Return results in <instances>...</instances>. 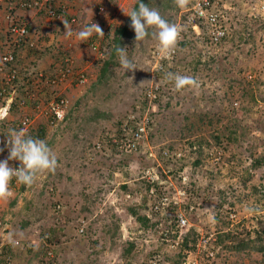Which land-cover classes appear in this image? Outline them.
<instances>
[{
    "label": "rangeland",
    "instance_id": "374dc122",
    "mask_svg": "<svg viewBox=\"0 0 264 264\" xmlns=\"http://www.w3.org/2000/svg\"><path fill=\"white\" fill-rule=\"evenodd\" d=\"M136 1L104 0L95 21L106 34L102 44L112 37L104 59L77 37L89 24L85 12L71 10V36L62 21L47 24L35 14L41 23H29L30 32L37 29L36 44L19 57L23 75L31 69L48 74L70 55L87 81L54 87L67 106L53 124L44 113L51 97L40 95L42 111L32 116L29 132H42L38 137L58 164L31 186L18 182L0 201L8 236L21 242L10 251L11 264H264V0H222L231 29L212 51L185 33L183 14L194 0L183 7L178 0H144L184 32L170 54L160 50L154 26L143 41H135L130 25L114 41ZM119 45L136 66L131 72L119 64ZM168 73L195 83L177 90ZM18 85L17 101L28 86ZM130 110L149 127L144 147L126 153L121 127ZM22 117L11 109L0 119V139ZM149 146L153 157L144 152ZM147 169L157 171L158 183ZM150 187L160 190L150 195ZM164 194L186 215L182 231L176 210L167 219L150 211ZM218 232L230 234L220 246L213 243ZM240 240L241 248L232 246Z\"/></svg>",
    "mask_w": 264,
    "mask_h": 264
},
{
    "label": "built area",
    "instance_id": "2783aa9c",
    "mask_svg": "<svg viewBox=\"0 0 264 264\" xmlns=\"http://www.w3.org/2000/svg\"><path fill=\"white\" fill-rule=\"evenodd\" d=\"M104 4V0H98L96 15H101L104 12ZM60 7L63 6L57 0H0V111H4V116L11 109L23 112V117L17 125V130L23 129L27 132L32 125V116L42 111L40 95L45 96L47 94L51 97L49 108L44 112L51 124L61 121L65 117L67 100L64 98L57 99L54 87L70 81L75 69L74 60L66 58L64 62H56L53 70L48 74L31 69L30 73L27 72V75H23V71L27 68L18 67V63H16L22 51L33 47L27 14L30 12L41 14L42 18L46 17L47 20L60 19L62 17L61 12H59ZM182 23L185 33H189L194 43L199 44L206 51L215 50L227 38L231 29V22H229L226 6L222 0H194L185 9ZM182 35H184V32L180 30L179 36L182 37ZM180 39H183V37ZM174 52L175 50H172V53ZM21 80L28 86L24 90L25 99L20 98L17 101L18 83ZM77 81L79 83L86 81V76L82 70L77 73ZM53 94L56 96L54 97ZM148 95L155 97L151 90ZM28 103L30 104L29 108L26 106ZM137 110H139L138 106ZM0 114L2 115L1 117H4L1 112ZM138 118L137 113L130 110L126 122L121 127L126 153L141 150L145 145L149 122L146 117L145 121ZM6 141L7 139L4 145ZM97 147L99 148L100 145L97 144ZM144 152L147 156H154L151 146ZM163 152L162 148L159 149L160 155ZM3 156L7 158V148L4 149ZM9 165L14 168L19 167V161L11 160ZM146 174H151L148 179L158 183L160 177L157 171L147 169ZM179 176L181 177V173ZM183 179L186 178L183 176ZM18 182L16 178H13L10 182L12 184L9 186L11 195L14 190L13 186H17ZM159 190V187H150L148 189L150 195L157 194ZM179 192L184 193L183 190H179ZM179 206L180 203L177 200H171L167 194H164L158 203L152 207L150 206V211L165 214L167 219L176 210L177 212H174L175 215L173 216L176 222L175 226L180 228L179 231H182L181 228L185 227L188 221L186 215L179 210ZM171 210L174 211L172 212ZM147 217H150V215ZM7 221V217L0 212V264H10V250L18 247L21 243L18 238L8 236L9 233L6 232L9 229ZM153 264L156 263L154 262ZM187 264L191 263L187 262Z\"/></svg>",
    "mask_w": 264,
    "mask_h": 264
},
{
    "label": "clouds",
    "instance_id": "9594fccd",
    "mask_svg": "<svg viewBox=\"0 0 264 264\" xmlns=\"http://www.w3.org/2000/svg\"><path fill=\"white\" fill-rule=\"evenodd\" d=\"M97 2L95 4L93 14L89 19H87L86 23L89 24L85 25L84 28L77 33V37L81 42H84L88 39V44L90 48L95 51L101 59H104L105 53L103 51L105 48L106 51L111 48L112 37H110L109 43L106 41L105 44H102L103 37L106 34L104 30H102L101 27L95 23V21L99 19L101 15H103L105 10L101 15H96L95 11L97 7ZM185 3L186 0H178V4L181 7H183ZM62 11H65L64 6L60 7L59 10V12H61L62 17L60 19L54 20L62 21L65 27L66 34L68 36H71L72 29L69 22L75 23V16L73 14L68 13L66 14L67 16L63 15ZM126 15L130 18V27L135 33V41H143L146 37L150 35L148 31L149 27L154 26L157 29V32H155L153 35H155L156 39L159 41L160 50L165 54H170L171 51L175 48L180 30L176 25L170 24L165 18H163L158 10H156L155 8H150L147 4L143 2V0H138V6L133 7L128 13H126ZM50 21L53 20H45L47 24H49ZM120 38L121 35L118 36L116 30L114 34V41L118 42ZM32 41L34 47L36 40L32 38ZM33 47L24 50V53L28 52V50H31ZM69 47H71V45H69L67 48ZM115 51L118 54L119 64L125 72H131L136 69L135 64L129 58L127 47H121L119 45L115 49ZM22 52L20 53V57H22L23 55ZM66 58H72L75 63L73 76L68 82L83 84L84 82L79 83L77 81V73L82 70L81 68H79V66L76 65L77 61L72 56L67 55L61 62H64ZM17 66L21 67L20 65ZM82 72L86 76L87 81V74L85 73V71ZM167 78L170 81L174 82L175 88L177 90H181L186 85L195 83V81L192 80L190 77L182 76L175 73H168ZM55 92L57 93L56 90ZM56 95L55 96L57 97V99H66L65 96H59L58 94ZM0 112L4 116V111L1 110ZM4 117H0V119H4ZM17 129L18 127L16 126L14 129L10 130V134L7 136V138L0 139V199H6L11 195L9 186L12 185L10 182L13 180V178H16L23 185L31 186L39 173L45 171L54 172L58 164L57 157L52 152L47 142L37 136V129L35 130L36 134H34V132L30 133L29 130L25 132L23 129ZM6 139L7 141L4 145ZM5 148L8 149L7 158L6 156H3V151ZM11 160L19 161V167H11L9 165V161Z\"/></svg>",
    "mask_w": 264,
    "mask_h": 264
},
{
    "label": "crops",
    "instance_id": "0c3cea01",
    "mask_svg": "<svg viewBox=\"0 0 264 264\" xmlns=\"http://www.w3.org/2000/svg\"><path fill=\"white\" fill-rule=\"evenodd\" d=\"M59 4H61L62 6H64L65 11L69 14L72 11H77L83 13L85 12L87 14V19H89L91 17V15L93 14L94 8H95V4L97 2V0H57ZM125 1V0H123ZM35 13H33L32 15L28 16V20L29 23H35V26H37L39 23H41L42 18L40 16H34ZM41 15V14H38ZM40 18V19H39ZM44 23V22H42ZM46 23V22H45ZM41 26V25H40ZM37 29L34 28L31 32V39L34 38V33H36ZM43 35V34H42ZM47 35L53 37V33H48ZM44 43L46 38H43ZM35 42V41H34ZM36 44V42H35ZM22 54L24 55V51L22 52ZM22 55V56H23Z\"/></svg>",
    "mask_w": 264,
    "mask_h": 264
},
{
    "label": "trees",
    "instance_id": "16d2710c",
    "mask_svg": "<svg viewBox=\"0 0 264 264\" xmlns=\"http://www.w3.org/2000/svg\"><path fill=\"white\" fill-rule=\"evenodd\" d=\"M143 2H144V0H143ZM138 6V0L135 2V4H134V7H137ZM130 25V18L128 17V19H127V26H123L122 28H119L118 30H117V35L118 36H120L121 34H123L125 31H126V29H127V27ZM38 136L39 137H43V134H42V132H39L38 133ZM257 164H259V162H257ZM139 219L142 221V222H146L147 221V218L145 217V216H142V217H139ZM230 238V234L229 233H222V232H218L217 234H216V239H214V241H213V243L215 244V245H217V246H220L221 244H225L226 242H225V239H229ZM243 240H240L239 242H237V243H235V244H233L232 246L233 247H235V248H241L242 246H243V242H242ZM187 243H188V241H187V239L185 238L184 240H183V242H182V244L186 247V245H187ZM231 246V247H232ZM190 247H195V244H193V245H191ZM227 247V246H226Z\"/></svg>",
    "mask_w": 264,
    "mask_h": 264
}]
</instances>
